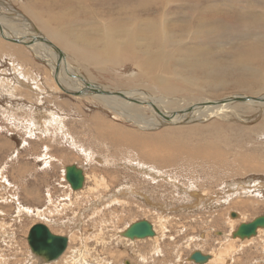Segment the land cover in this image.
Returning <instances> with one entry per match:
<instances>
[{
  "label": "rangeland",
  "instance_id": "374dc122",
  "mask_svg": "<svg viewBox=\"0 0 264 264\" xmlns=\"http://www.w3.org/2000/svg\"><path fill=\"white\" fill-rule=\"evenodd\" d=\"M40 1L0 0V14L17 17L20 24L15 23L14 26L20 28V32H24L26 36L36 33V35L41 34L47 37L25 13H28L27 10L31 9V3L39 4ZM52 1L55 2L51 4L55 5L64 3L66 0ZM228 7L225 6L224 10H221L215 16L216 25L220 26L231 21L232 25L236 26L239 19L251 20L247 13L237 9L235 10L236 13H232L233 8ZM75 9L76 6L68 9L60 8V12L64 13ZM13 10L18 16L13 15ZM42 15L44 18L47 17L45 14ZM22 21H32L34 29L25 26V24L22 25ZM66 22L67 20H65ZM61 24V27L65 26ZM68 25V30L72 33L74 24L68 23ZM260 25L256 24L255 29L257 30ZM234 31L238 30L234 29ZM258 32L264 34V29ZM3 39L0 36V264H37L35 260H30V254H33V252L27 241L29 229L36 223L48 224L47 227H51L49 229L53 233L69 236L68 243L70 240V250L64 252V256L62 255L57 259V262L41 264H67L66 261L72 259V256L74 257L72 251L77 249L84 250L77 264H127L126 260H131L134 264H197L191 262L190 253L201 250L205 253L218 252L222 243L225 244L228 240L229 242L233 241L230 239V234H228L231 233L230 230H233L232 227L237 228L241 223L250 222L255 217L264 214V110L244 113L245 118L231 115L229 119H223L220 116H214L210 119L205 117L204 121L194 120V122L192 120L191 123L184 125L171 123L170 125L167 124L169 127H166V124H159L157 127L141 129L139 125L133 122L122 118H114L108 109L99 101L90 99V96L86 99L79 98L80 96L71 95L70 92L67 93L58 88L60 85L50 75L53 71L51 61L45 62L40 56L37 57L29 45L12 43ZM202 40L203 37L199 39V43H202ZM9 42L16 46L10 47L12 44H9ZM209 45L210 51L200 55L199 59L214 64L218 67L214 71L216 72L219 69V73L208 78L209 75L203 68L194 69L191 73L192 76H195V80H200L203 86L200 90L194 86L190 91L191 96L198 97L195 98L197 100L204 97L212 101L238 94H245L246 96L264 95L262 85L264 81V62L256 64L262 70L259 74H251L235 64L236 59L241 55L240 51L246 50L249 53L252 50L248 43H239L238 41L235 44L223 43L219 45L213 42ZM15 47L21 49L17 50ZM90 48L97 50L94 47ZM262 48H264V45ZM81 50L82 47H79L78 53ZM222 56L226 57L223 58ZM69 57L71 59L68 63L71 62L75 64L74 66L77 65L78 68L75 70H78L82 76L90 77V80L93 79L92 82L111 85L113 88L121 87L120 78L117 81L118 78L110 72L98 71L93 65L87 66L85 61H77L75 54L70 53ZM19 73H21V76H19ZM51 79H54L53 82L55 81L56 87L60 90L59 93H52L48 87V84L52 83ZM35 81L40 87L33 85ZM48 89L50 92H47ZM45 90L46 92H44ZM199 100V104L195 107L202 106L203 102L200 103ZM232 106L235 107L236 105ZM46 112L48 114L56 113L62 117L49 118L50 120L47 122L50 125H48L47 129L49 131L47 134L42 130L39 131V129L33 128L35 123L33 119L39 118L40 114ZM97 112L99 113L98 116ZM93 115L95 116L93 117ZM104 115L103 120L101 116L104 117ZM248 118L250 119L248 120ZM59 120L61 121L59 122ZM105 122L108 127L105 126ZM124 122L125 125L122 124ZM96 123L100 126L97 127ZM110 124L112 127L119 126L128 133L132 131L134 133L136 130V134L147 136V138L152 135L166 134L165 136H172L169 138V140L173 138L170 141H176L178 144L180 143L178 142L180 132L177 131V134L174 129L179 126L183 125L182 128L185 127L182 134L192 127L199 135H209L213 130V132L223 133L221 140L225 141V145L228 146L221 145L225 157L223 161L199 160L197 157H194V160L188 153H180L181 155H177L174 158L175 161L169 164L151 163L149 160H144L145 157L138 154V150L133 148L132 145L123 144L121 141L114 143L109 138L103 140L100 137L101 127H105L103 131H108ZM61 128L62 131L67 130L69 135L64 131L61 132ZM223 130L224 132H222ZM195 132L192 134H195ZM225 134L229 142L223 136ZM195 140H198V138ZM237 143L239 146H237ZM76 144L90 150V152L99 153L103 156L97 160L98 155L89 154L88 151H80ZM193 144L198 145V143ZM156 146L158 145L156 144ZM131 160H141L138 162H149L147 165H156L152 171L162 170L161 172L165 173L166 178L155 176V180L152 179V176L143 173V166L141 167L137 165V162H131ZM203 161L205 162L203 163ZM76 163L78 166L85 168L89 176H87L84 187L80 189L81 191H75V196H71L67 180L66 178L63 179V172L67 165ZM179 164L181 165L179 166ZM184 164L185 166H183ZM135 167L136 171L134 170ZM23 168H31L32 170H27L31 171V174L28 172L27 175L22 177L20 172L23 171ZM13 174L17 175L16 178ZM169 178L175 179V183ZM96 179L99 181L97 182ZM237 180H239L240 186H235L236 188L227 187V184H231L233 181L236 183ZM177 183L185 184V186L192 185V188L196 187L204 194H212L211 202L197 213L195 208L178 211L180 210L179 206L185 203L188 198L179 188L178 190L175 189ZM41 184L46 185L42 195L37 190V187ZM204 184L205 186H203ZM124 185L129 188L124 187L126 190L119 197L120 199L110 201L108 197L101 201V205L85 211L90 201L99 199L105 194L107 196L111 191H115L118 187ZM227 188L228 190H226ZM131 190L157 191V197H154L166 206L164 209L161 208V211L154 210V212L152 209L150 211L141 199L142 197L131 194ZM225 190L229 194L233 192L228 203H223L226 197L224 194H227ZM98 194L100 195L97 196ZM141 194L145 195L144 192H141ZM177 197L181 198L178 199ZM218 201H221L219 205ZM177 203H179V206ZM233 212L236 213L234 217L231 216ZM159 217L166 224L164 231L165 229L168 230L165 231V239L159 241L162 247L160 253L155 252L154 254V244L156 243H152V239L137 240L134 247L131 241L128 242L127 239L121 238L119 234V231L125 229L127 224H132L141 219L155 221L153 223L156 224L157 229L159 228L160 233L161 221H158ZM54 219H56L57 224L53 223L52 220ZM242 219L243 221H241ZM229 220L234 221L233 224ZM78 224L80 227H78ZM84 234L86 236L85 245L83 246L80 237ZM200 236L205 237L199 239ZM253 238V240L238 239L234 241L237 245L234 244L235 247L240 250L233 252L232 264H254L255 262V264H264V229L259 232V236L256 235ZM107 239L111 241L108 242ZM138 253L145 257L148 256L147 259L144 260L145 258L142 259L141 257L140 259ZM151 254L153 259L150 256Z\"/></svg>",
  "mask_w": 264,
  "mask_h": 264
},
{
  "label": "bare ground",
  "instance_id": "6f19581e",
  "mask_svg": "<svg viewBox=\"0 0 264 264\" xmlns=\"http://www.w3.org/2000/svg\"><path fill=\"white\" fill-rule=\"evenodd\" d=\"M130 1L133 0H66L64 3L52 5L51 3L55 1L41 0L40 2H38L39 4H37L36 2H35L36 4L31 3V9H28L27 10L28 13L27 12L25 13L39 26L41 31H43V33L47 37L42 36L41 34L36 35V33L33 35L26 36L24 32H20L19 30L20 28L14 26L15 23L20 24V22H18L19 19H17V17L14 18L10 15L7 16L2 14H0V36L4 38L3 40L6 39L12 43L14 42L13 40H17L18 43L29 45L30 49L35 53L37 57L40 56V58H42V60H44L45 62L51 61L53 64L52 67L53 71H51L50 75L56 80V83L60 85L58 88L62 89L65 92L69 91L70 92L69 94L74 93L73 95H76L77 97L80 96L79 98L86 99L87 97L90 96V99L96 100L97 102L99 101L100 104H102L106 109H108V111L113 115L114 118H122L129 122H133L139 125L141 129L142 128L149 129V128L157 127L159 126V124H164V125L166 124V127H169L167 126V124L170 125L171 123H174L175 125L176 124L184 125L186 123L189 124V122L191 123L192 120L204 121L205 117L210 119L214 116L215 117L220 116L223 119L224 118L229 119L231 115L233 116L235 115L240 118L243 117L245 118L244 113H250L254 110H259V111L264 110V95H256V96L254 95L246 96L245 94L234 95L240 97H249V99L245 101H234L232 100V96L226 97L221 100H212V101L203 97L200 98V100L198 99L200 103L203 102L202 106L200 105L198 107H195L196 105L199 104L198 100L195 99L198 97L194 98V96L190 95V91H192L194 86L198 90H200V88H202L201 86H203L200 80L198 79L195 80V76L194 77L192 76L191 73L194 69L203 68L204 71L208 73L209 75L208 78H211L213 77V75L219 73V69H217L216 72L214 71L215 68H218L214 64L210 62L206 63L199 59L200 55L206 54L210 51L209 44L213 42L219 45H222L223 43L235 44V42L238 41L239 43H246V44L248 43V45L250 46V48H252V50L249 53L246 50L240 51L241 55L236 59L235 64L251 74H257V73L259 74L260 72H262L261 68H258L256 64H261L264 62V48H262L264 45V34L258 32L261 29H264V0H135L133 2ZM6 4L9 3L7 2ZM75 6H76L75 10L64 13L60 12V8L68 9V8H73ZM225 6H227V8H229L228 6L232 7L233 8L232 13H236L235 11L236 9L240 10L241 12L247 13L250 16L251 20L239 19L236 26L232 25L231 21H229L227 24H223L220 26L216 25L215 16L221 10H224ZM13 11H14L13 15L18 16L15 10ZM42 14H45V16L47 17L44 18ZM65 20H67L66 23ZM31 22L32 21L30 22L24 21L21 24L22 25L25 24V26L29 28H33V23ZM60 23H62L65 26L61 27ZM68 23L71 25L72 23L74 24L72 27L73 28L72 33H70V31L68 30V26H69ZM55 24L56 26L57 25L58 26L57 27L54 26ZM256 24L258 26L261 24L257 30L255 29ZM234 29L238 31H234ZM24 31L26 30L24 29ZM40 36L43 37L45 40L50 41L52 46L42 41H34L30 43L32 37H40ZM202 37H203L202 40L203 42L199 43V39H201ZM10 42L9 44H12ZM14 46L16 45L12 44L10 47H14ZM79 47H82V50L81 52L78 53ZM90 47H94L97 50H93ZM15 48H17V50L21 49L20 47H15ZM56 50L57 51L60 50L64 54L61 63L58 66H57L58 57ZM22 52H23V48H22ZM70 53L75 54L77 61H85L87 66L93 65L94 68L98 71L110 72L113 76L118 78L117 81H119L120 78L121 81L119 83L121 87L117 86L113 88V86L111 85H104L103 83L92 82L93 79L90 80L89 79L90 77L88 78L82 76L78 70H75L78 68L77 65L74 66L75 64L71 62L68 63L69 59H71L69 57ZM222 57L224 58L226 56H222ZM129 69H131L132 71H127ZM19 76H21V73H19ZM53 80L51 84H48L47 82L48 87L51 89L52 93L54 94L55 92L59 93L60 90L56 87L54 83L55 81L53 82ZM33 85L36 87H40L36 81L35 84L33 83ZM262 85L264 87V81ZM48 91L49 89L47 90V92ZM44 92H46V90ZM232 105H236V106L233 107ZM98 114L99 113L97 112V116ZM40 115L41 116L39 118L36 117L35 119H33L35 120L33 128L34 129L37 128L36 130L39 129V131L42 130L46 134L49 131L47 129L48 125H50L47 122L48 120H50L49 118L51 119L62 118L59 114L56 113L48 114V112H46L45 114H40ZM94 116L95 115H93V117ZM101 118L104 120L105 115L104 117L101 116ZM249 119L250 118H248V120ZM61 120H59V122ZM122 124L125 125V122ZM96 125L98 124L96 123ZM183 125L174 129L175 132L177 131L180 132L179 133L180 136H178L180 137V140L179 141L177 140L178 142H180L179 144L176 143V141H173L175 143L170 141L173 139L172 138L169 140V138L172 136H165L166 134H158L156 136L152 135L147 138V136L136 134L135 133L136 130L134 131V133H132L133 131L131 133H128L126 130H123V128H120L119 126L112 127L111 124L109 125L110 131L108 129H107L108 131H103L105 127L104 128L103 126L101 127L102 131L100 133V137L103 140L105 138H109L114 143H116L117 141H121L123 144L132 145L133 148H136L138 150V154H142L145 157L144 160L147 161L149 160L151 161V163L160 162V164H165V163L169 164L171 162H174L175 161L174 158L177 155H181L180 153H188L189 155H191V157H193L194 160H195L194 157H197V159L199 160L201 159V160L215 161V162L223 161L225 157H224V153L222 152L223 149H221V145L228 146L225 145V141L221 140V136L223 133L220 134L218 132H213L212 130L210 134L209 132H207L209 135L206 134L199 135L197 131H196L197 133L195 132L194 127H192L189 128L188 130H185L186 132L182 134L185 128V127L182 128ZM99 126L100 124L97 127ZM105 126H107V124ZM60 131L63 132L64 130L62 131L61 128ZM64 132L67 135H69L67 130H65ZM194 132L195 134H192ZM222 132H224V130ZM223 136L226 137L227 141L229 142L226 134ZM66 137L68 138V136ZM196 138H198V140H195ZM193 143L195 144L198 143V145H194ZM156 144L158 146H156ZM237 146H239L238 143ZM76 147L80 151H88L89 154L98 155L96 158L97 160H99L101 156H103L102 154L99 153L97 154L94 152H90V150H87L81 145L76 144ZM138 161L141 160H134V161L131 160V162H137V165L144 167V171L143 170L142 171L145 175L152 176L151 178L154 180H155V176H158L159 178H166L165 173L161 172L162 170L158 172L152 171V169L156 165L155 166H153L154 164L147 165L149 162L140 163ZM204 162L205 161H203V163ZM235 162L237 161L235 160ZM180 165L181 164H179V166ZM183 166H185V164ZM136 167L134 168V170L136 169ZM81 168L83 169V174L86 182L87 176L89 175L85 170V168L83 167ZM63 173H64L63 175V179H64L65 170ZM169 179L172 181L175 180L172 178ZM98 181L99 180H97V182ZM238 181L239 180L235 181L238 184L234 183L233 181V183L227 184V187L233 188L235 186L236 187L240 186L241 184ZM5 186L7 187L6 184ZM68 186L70 189V193H74L75 190L71 187L69 183ZM191 186L189 185L185 186V184L181 185L180 183L176 184L177 188L175 189L178 190L179 188L182 192L186 194L188 198L187 201L180 206L179 203H177L180 208V210L178 211L195 208L197 213L198 211H200V209H203L204 207L209 205V202H211L210 200L212 194L209 193L204 194L200 192V190L197 189L196 187L192 188ZM203 186H205V184ZM124 187L125 185L120 186L115 191H111L107 196L105 194L99 197V199L96 200L93 199L92 201H90V204L87 206V209H85V211H89V209H92L94 206L96 207L101 205V201L107 199L108 197L110 201L112 199L116 200L122 195L123 192H125L126 190L125 188H129V187L124 188ZM226 190H228V188ZM130 192L131 194L134 195H140L142 197L141 199H143L144 203L147 205L150 211L151 209L152 211L154 210L161 211V208L164 209V207L166 206V204L164 205L160 203L159 200H157L158 198L157 199L155 198L157 197L158 194L157 191L149 192L148 190L145 191L131 190ZM141 192H144L145 195L141 194ZM231 194H229L228 192L227 194H224L226 195V197L225 199L222 197L224 199L223 203H228L230 201ZM99 195L100 194H98L97 196ZM177 198L179 199L181 197H177ZM222 198L220 199L221 201L223 200ZM221 201H218V205ZM53 213L57 215L55 211H53ZM48 220H46V222H48ZM55 220L56 219L52 221L54 224H57ZM158 221H161L160 233L158 230L159 228L157 229L156 224L153 223L155 221L153 222L150 221L155 229V235L153 237H149V239L153 240L152 243L154 242L156 243L154 244L155 245L154 254L155 252L158 253L161 250L162 247L159 241L165 239L166 236L165 231H168L166 229L164 231V228H166L165 226L166 224H164L165 222H163L160 217ZM241 221H243V219ZM230 222H232L231 224H233L234 221H230ZM130 225L131 224H127L125 229L119 231V234L121 235V238L127 239L128 242L131 241L135 247L136 241L140 239H129L123 236V232ZM78 227H80L79 224ZM49 228L51 229V227ZM231 229L233 230H230L231 233L228 234H230V239H232L233 241L229 242L228 240L229 243L228 242L225 244L222 243L219 246L218 252L213 253L212 251L210 253H205L202 250L200 251L203 254H209L211 256L209 261L204 264L233 263V257H234L232 256L233 252L240 250V249L238 250V248L235 247L236 244L234 241H237L238 239L240 240V238H234L233 232L236 230V228L232 227ZM263 229L264 228H260L258 230V234H257L258 236H259V232ZM85 236L86 235L84 234V236L80 237L83 246L85 245V241H84ZM204 237L205 236H203V238ZM68 238L69 236L67 237V239ZM203 238L202 236H200L199 239H203ZM252 238L253 237L249 239ZM145 239H141V240H145ZM109 241L111 240H108V242ZM67 250H70V240L67 245L66 251ZM72 252L74 253L73 254L74 257L71 255L72 259L66 261L67 264H77L79 258L81 257V253L84 252V250L77 249V250H73ZM33 254L32 253L30 254L31 255L30 260L32 261L35 260L37 264L38 263L41 264L45 262L47 263V261L43 257ZM138 254H139V258L140 257L142 259L145 258L144 260H146L148 257V256L145 257L141 253ZM150 256L152 258V254ZM55 262L57 261L55 260ZM101 262L103 261L101 260ZM126 263L134 264L131 262V260H126ZM197 264H201V263H197Z\"/></svg>",
  "mask_w": 264,
  "mask_h": 264
},
{
  "label": "water",
  "instance_id": "95a60500",
  "mask_svg": "<svg viewBox=\"0 0 264 264\" xmlns=\"http://www.w3.org/2000/svg\"><path fill=\"white\" fill-rule=\"evenodd\" d=\"M13 41L18 43L17 40ZM34 41H42L52 46L50 41L45 40L41 36L32 37L30 43ZM63 55V52L60 50L57 51V66L61 63ZM67 93H69V91H67ZM248 99L249 97L232 96V100L234 101H245ZM65 178L75 191L82 189L85 185L83 169L77 166V164H71L65 167ZM231 216H236V213L233 212ZM260 228H264V214L255 217L250 222L241 223L233 232V237L243 240L249 239L256 236ZM154 235L155 229L153 224L147 219H141L139 221L133 222L123 232V236L129 239H145L153 237ZM27 241L31 251L35 255L43 257L47 262H52L59 259L66 251L68 245V239L66 236L53 233L49 227L42 223H36L31 226L27 236ZM210 257L211 256L209 254H203L200 251H194L191 253L189 258L195 263L204 264L209 261Z\"/></svg>",
  "mask_w": 264,
  "mask_h": 264
},
{
  "label": "crops",
  "instance_id": "0c3cea01",
  "mask_svg": "<svg viewBox=\"0 0 264 264\" xmlns=\"http://www.w3.org/2000/svg\"><path fill=\"white\" fill-rule=\"evenodd\" d=\"M27 170H32L31 168H23V171L20 172V175H22V177H24L25 175H27V173L29 172V174H31V171H27ZM48 174V173H47ZM13 176L16 178L17 175L13 174ZM68 184V182H67ZM46 185L45 184H41L37 187V190H39L40 195H42L43 193V189ZM29 189H31L30 187H28ZM68 188V187H67ZM69 189V188H68ZM70 191V190H69ZM71 196H75L74 193H71ZM42 197V196H41Z\"/></svg>",
  "mask_w": 264,
  "mask_h": 264
}]
</instances>
